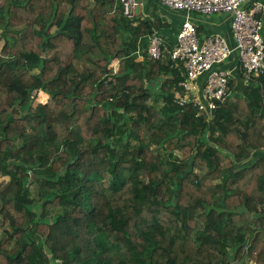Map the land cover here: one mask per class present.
Segmentation results:
<instances>
[{
    "label": "trees",
    "instance_id": "1",
    "mask_svg": "<svg viewBox=\"0 0 264 264\" xmlns=\"http://www.w3.org/2000/svg\"><path fill=\"white\" fill-rule=\"evenodd\" d=\"M155 28L0 0V264H264V72L198 115Z\"/></svg>",
    "mask_w": 264,
    "mask_h": 264
},
{
    "label": "built area",
    "instance_id": "2",
    "mask_svg": "<svg viewBox=\"0 0 264 264\" xmlns=\"http://www.w3.org/2000/svg\"><path fill=\"white\" fill-rule=\"evenodd\" d=\"M175 10L198 14L231 13V28L234 47L220 35L200 37L197 24L186 19L178 34L175 48L171 51L174 60L182 61L186 77L174 92V101L179 105L193 103L198 115L209 116L219 102L226 101L231 94L229 86L231 72L219 68L234 51L238 53L240 69L246 82L264 72V20L259 17L262 2L248 4L249 0H158ZM124 15L137 16V9L144 5L142 0H121ZM164 41L155 31L150 35L148 52L155 60L163 56ZM209 72L204 86L200 88L199 78Z\"/></svg>",
    "mask_w": 264,
    "mask_h": 264
},
{
    "label": "crops",
    "instance_id": "3",
    "mask_svg": "<svg viewBox=\"0 0 264 264\" xmlns=\"http://www.w3.org/2000/svg\"><path fill=\"white\" fill-rule=\"evenodd\" d=\"M142 1L144 2V5L137 9V13L141 14L143 17L150 18L152 21H154L155 18L158 19L160 28H155V32L163 38V48L168 50V52L171 53V51L175 48L177 43V34L187 18L197 24L198 34L201 38L208 37L213 34H220L228 40L231 47H234V37L231 28V13H215L210 15L198 14L195 12L187 13L186 11L175 10L173 8L167 7L161 4L158 0ZM253 2H262L264 4V0H249L248 4ZM259 17L264 20V8L259 13ZM219 68L231 72L230 79H236L235 86L237 92H241L242 88L247 85L246 77L240 69L239 56L236 51H234L230 58L221 64ZM208 75L209 72H205L199 78L198 84L200 88L204 86Z\"/></svg>",
    "mask_w": 264,
    "mask_h": 264
},
{
    "label": "rangeland",
    "instance_id": "4",
    "mask_svg": "<svg viewBox=\"0 0 264 264\" xmlns=\"http://www.w3.org/2000/svg\"><path fill=\"white\" fill-rule=\"evenodd\" d=\"M0 48H1V45H0ZM113 65L116 66L117 63L115 62ZM232 94H233V95L237 94L236 86H235V88L233 89ZM47 100H48V98H47L45 101H44L42 98H39V96L37 95V91L34 92V102H35V103H38V102H47ZM224 164L226 165L227 163H224ZM2 232H5V233L8 232V228H7V226L4 227V228H2V229L0 230V237L3 235V234H1ZM7 234H8V233H7ZM11 246H12V245H10V247H11Z\"/></svg>",
    "mask_w": 264,
    "mask_h": 264
}]
</instances>
